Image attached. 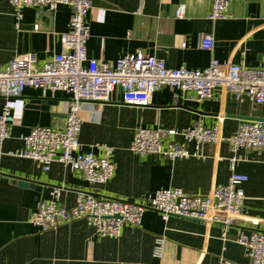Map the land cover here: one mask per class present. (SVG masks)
Returning <instances> with one entry per match:
<instances>
[{
    "label": "crops",
    "instance_id": "crops-1",
    "mask_svg": "<svg viewBox=\"0 0 264 264\" xmlns=\"http://www.w3.org/2000/svg\"><path fill=\"white\" fill-rule=\"evenodd\" d=\"M180 4L186 5V15L177 18ZM211 8L212 0H92L88 57L115 62L142 52L164 60L170 69H206L213 58L224 66L264 68V0H231L230 17L217 21L209 18ZM71 17L72 9L60 5L54 11L25 7L19 19L10 1L0 0V67L28 52L39 63L61 53L60 35L68 31ZM206 34L214 36L212 51L200 45ZM70 97L34 87L17 98L0 95V113L9 104L14 115L0 152V264H217L221 257L251 264L238 238L243 232H264V149H243L242 159L232 164L230 140L244 120L264 122V104L238 99L222 87L211 98L199 99L165 86L149 105L140 107L125 104L117 88L111 102L86 103L81 111L83 152L101 155L100 147L113 148V177L92 184L70 166L54 162L45 171L40 162L19 155L25 149L22 137L60 120ZM197 124L218 129L220 140L201 143L197 150L194 142L178 135V143L197 156L171 160L132 150L140 128L183 131ZM233 172L248 177L242 185L246 199L224 239L222 224L178 216L164 221L152 209L144 212L139 225L125 224L118 237L98 235L86 219L46 231L33 223L40 203L50 199L54 188L62 189L61 204L72 208L81 191L130 202L174 188L205 196L228 183ZM18 178L33 185L23 187ZM159 236L165 244L162 256L156 257Z\"/></svg>",
    "mask_w": 264,
    "mask_h": 264
},
{
    "label": "built area",
    "instance_id": "built-area-1",
    "mask_svg": "<svg viewBox=\"0 0 264 264\" xmlns=\"http://www.w3.org/2000/svg\"><path fill=\"white\" fill-rule=\"evenodd\" d=\"M19 19L25 7L54 11L60 5L72 9L68 31L60 35L62 51L51 60L39 63L34 52L14 57L0 67V95L20 97L27 87L42 89L55 94L64 91L70 100L64 104L63 117L49 126H38L22 138L25 149L19 155L40 162L49 171L54 162L70 166L92 184L110 180L115 172L113 148L100 147L101 155L83 152L79 135L82 127L81 111L86 103L105 104L112 101L117 88L123 93L125 104L147 106L155 92L165 86L181 92L193 93L199 99L213 96L222 87L238 99L249 97L256 104H264V68L227 63L225 66L213 58L206 69L190 70L185 67L170 69L162 59L142 52L127 54L115 62L89 59L87 44L90 38L88 16L92 0H9ZM231 0H212L210 20L230 17ZM186 15V5L180 4L175 16ZM35 28H37L35 26ZM202 48L212 51L215 39L212 34L200 40ZM14 122L12 108L7 104L0 113V152ZM218 129L204 128L197 124L183 131L140 128L132 143V150L140 154H155L171 160L197 156L184 148L176 137L183 135L198 147L204 142L218 143ZM233 156L231 163L240 161V151L248 148L264 149V122L244 120L231 137ZM1 176V172H0ZM246 175L233 172L228 183L217 185L205 196H190L179 188L162 189L142 201H124L100 198L89 192H79L77 204L65 208L60 201L61 188H54L51 197L40 203L33 223L43 231L55 229L74 221L86 219L98 235L118 237L125 224L139 225L147 209L158 211L164 221L178 216L223 225V239L228 229L242 215L246 195L242 185ZM238 241L246 249L251 264H264V232H243ZM165 237L156 238L154 256L161 257ZM217 264H236L221 257Z\"/></svg>",
    "mask_w": 264,
    "mask_h": 264
},
{
    "label": "water",
    "instance_id": "water-1",
    "mask_svg": "<svg viewBox=\"0 0 264 264\" xmlns=\"http://www.w3.org/2000/svg\"><path fill=\"white\" fill-rule=\"evenodd\" d=\"M19 180V184L23 187H28V186H32L33 183L32 181L28 180V179H24V178H18Z\"/></svg>",
    "mask_w": 264,
    "mask_h": 264
}]
</instances>
